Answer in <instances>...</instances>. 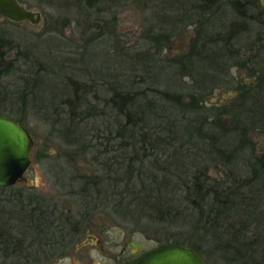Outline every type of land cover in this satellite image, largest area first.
Returning <instances> with one entry per match:
<instances>
[{
    "label": "rangeland",
    "instance_id": "rangeland-1",
    "mask_svg": "<svg viewBox=\"0 0 264 264\" xmlns=\"http://www.w3.org/2000/svg\"><path fill=\"white\" fill-rule=\"evenodd\" d=\"M19 1L30 10L41 12L43 21L39 26L29 22L13 24L0 16V38L5 41L0 71L15 62L10 72L0 78V113L15 120L24 119L34 139L33 162L24 180L9 190H0L5 219H17L15 216L19 217L18 212L27 205L23 201L27 197L52 199L59 204L63 217L71 212L76 216L73 226L82 225L79 236L66 249H58L56 258L39 264H127L164 244L182 242L184 232L179 226L160 225L150 219L133 220L126 216L128 212L122 209L120 213L114 208L117 200L113 197L108 206H103L102 201L83 206L82 196L71 192L80 193L86 182L100 175L107 178L106 164L117 165L113 173L116 167L137 162L145 153L116 137L113 111L108 109L105 115L100 112L109 95L107 89L116 84L130 91L127 87L133 84L134 91L147 89L152 97V88H170L144 82L148 80L145 67L172 65L176 70L170 71L171 90L185 94L194 91L199 85L195 79L198 81L202 71L188 76V69L176 63L190 54L193 41L199 36L205 39L213 34L220 36L221 41L230 32L235 33L228 42L226 55L230 60L223 64L219 54H223L225 45L214 44L222 80L230 84L217 85L203 101L205 108L221 104L232 109L240 105L235 90L243 83L260 85L263 90V52L258 49L264 42L262 0H241L245 7L238 8L231 6L232 0H226L211 18L207 13L201 19L194 10L199 6L198 0H102L91 9L79 5L77 0ZM213 17L217 24L210 29ZM160 77L165 79L163 73ZM80 84L98 85L95 91L99 98L94 99L95 94L90 93L88 104H73L76 96L82 94ZM261 89L256 93L261 95ZM233 115L224 118V127H232ZM109 124L113 125L112 134ZM239 138L249 146L247 157L264 158V127L249 128ZM146 147L147 155L153 153L151 145ZM228 157L222 161L207 158L203 165H207L209 175L220 180L232 182L247 176L248 164L243 161L246 157ZM227 159L232 162L223 163ZM111 181L102 187L109 195L114 192V179ZM121 189L122 186L118 191ZM19 195L24 198L19 200ZM85 210L88 213L84 216L78 214ZM65 225L64 234L69 241L73 228L72 224ZM13 263L15 260L6 261L0 253V264Z\"/></svg>",
    "mask_w": 264,
    "mask_h": 264
},
{
    "label": "trees",
    "instance_id": "trees-1",
    "mask_svg": "<svg viewBox=\"0 0 264 264\" xmlns=\"http://www.w3.org/2000/svg\"><path fill=\"white\" fill-rule=\"evenodd\" d=\"M77 1L87 9L102 2ZM198 1L199 6L194 10L201 19L207 13L211 18L226 0ZM242 2L232 0L231 6H244L245 2ZM213 20L215 17L210 29L216 27L217 21ZM233 25L235 27L237 24ZM234 34L230 32L228 38L221 41L220 36L213 34L205 39L199 36L193 41L190 54L175 62L188 69V76L202 71L203 75L198 77V81L195 79L196 85H199L194 91L185 94L171 90L170 71L176 70L172 65L145 67L148 80L144 82L170 88L154 90L151 87L152 97L147 89L134 91L133 84L126 86L130 91L116 84L107 89L109 95L100 112L105 115L106 110L113 111L116 137L126 141L129 147L142 149L145 153L137 162L116 167L113 171L115 175L112 169L117 165L106 164L107 178L100 175L98 179L86 182L80 193L71 192V195L82 196L83 206L99 201L103 206H108L111 203L109 200L113 202V197L117 203L112 207L120 213L122 209L128 212L126 216L133 220L150 219L160 225L179 226L180 232H184L183 239L176 243L194 249L207 264H220L217 258L222 259L224 264H264V158L247 157L249 146L241 143L239 138L249 128L264 127V88L240 84L235 90V99H240L241 104L232 109L221 104L210 108L203 106V101L216 90L217 85L230 84V81L224 83L222 80L223 72L217 60L222 58V64L230 60L226 53H229L228 42ZM220 43H224L225 47H222L223 54H219V58L214 50ZM8 44L12 45L10 42ZM3 45L5 41L0 38L1 62L5 57ZM258 49L263 52L264 63V42ZM14 63L0 71V78L10 72ZM161 73L165 79L160 77ZM78 86L82 94L77 95V91L73 104L78 106L79 101L82 105L88 104L90 93L95 94L94 99L99 98L96 92L98 85ZM258 89L262 90L261 95L256 93ZM231 113L234 114L230 121L232 127H224L222 122ZM121 118L123 124H120ZM17 121L26 127L24 119ZM108 126L112 134L113 125ZM147 145H151L150 150L153 151L149 155ZM159 155L163 158L160 159ZM226 156L230 159L246 157L247 160L243 161L248 164L247 176L229 182L209 175L207 165H203L207 163V158L222 161ZM226 161L223 163L232 162ZM112 179L114 192L109 195L102 187L111 184ZM120 186L122 189L119 192ZM97 187H100L99 190L95 189ZM3 189L10 188L0 187V190ZM23 198V195H19V200ZM27 198L23 200L27 202L23 212H18L19 217L15 216L17 219H5L6 211L0 203V253L6 261L15 260L13 264H39L53 260L58 255V249H66L79 236L82 226L79 223L73 226L76 216L70 211L69 226L72 224L73 231L69 232L68 241L64 234L68 215L63 217L59 204L44 197ZM86 212L78 214L84 216Z\"/></svg>",
    "mask_w": 264,
    "mask_h": 264
},
{
    "label": "water",
    "instance_id": "water-1",
    "mask_svg": "<svg viewBox=\"0 0 264 264\" xmlns=\"http://www.w3.org/2000/svg\"><path fill=\"white\" fill-rule=\"evenodd\" d=\"M0 16L14 24L29 22L39 26L41 12L22 5L19 0H0ZM34 139L27 128L12 117L0 114V186L18 184L33 162ZM127 264H207L192 248L164 244Z\"/></svg>",
    "mask_w": 264,
    "mask_h": 264
},
{
    "label": "flooded vegetation",
    "instance_id": "flooded-vegetation-1",
    "mask_svg": "<svg viewBox=\"0 0 264 264\" xmlns=\"http://www.w3.org/2000/svg\"><path fill=\"white\" fill-rule=\"evenodd\" d=\"M19 2H20V1H19ZM262 4L264 5V0H262ZM0 114H1V113H0ZM28 170H29V169H28ZM27 172H28V171H27ZM27 172H26V173H27ZM26 173H25V174H26ZM24 176H25V175H24ZM23 180H24V178H23L19 183H21ZM19 183H18V184H19ZM18 184H16V185H18ZM16 185H15V186H16ZM0 187H2V186H0ZM12 187H14V186H12ZM12 187H3V188H12ZM50 200H51V202L53 203L52 199H50ZM68 226H69V214H68Z\"/></svg>",
    "mask_w": 264,
    "mask_h": 264
}]
</instances>
